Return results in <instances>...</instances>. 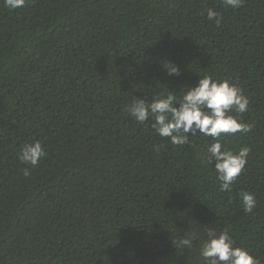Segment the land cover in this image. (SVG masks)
I'll use <instances>...</instances> for the list:
<instances>
[{
    "label": "trees",
    "instance_id": "1",
    "mask_svg": "<svg viewBox=\"0 0 264 264\" xmlns=\"http://www.w3.org/2000/svg\"><path fill=\"white\" fill-rule=\"evenodd\" d=\"M206 75L249 99L232 115L251 131L221 139L249 148L231 193L207 163L211 137L173 145L126 110ZM36 140L32 167L18 154ZM209 227L264 264V0H0V264H204Z\"/></svg>",
    "mask_w": 264,
    "mask_h": 264
},
{
    "label": "clouds",
    "instance_id": "2",
    "mask_svg": "<svg viewBox=\"0 0 264 264\" xmlns=\"http://www.w3.org/2000/svg\"><path fill=\"white\" fill-rule=\"evenodd\" d=\"M27 0H4L9 10L23 8ZM244 0H223L226 8L239 9ZM221 14L213 8L207 9V19L221 22ZM169 75L179 74L177 66L168 62ZM181 98L169 90V94L155 98L151 103L136 98L127 112L139 124L151 121V127L161 138H169L173 145H185L197 133L211 137L215 142L207 146V163L212 159L216 163L214 170L220 181L221 191L231 193L238 177L245 170L248 162L249 148L242 146L238 152L228 149L221 143L225 135L249 132L251 128L239 122L232 113L243 114L248 110L249 99L243 90L228 79L214 80L211 76L200 77L195 87L185 88ZM191 134V137L189 135ZM154 150L159 147L153 145ZM46 155L45 146L39 140L26 143L20 149L18 158L23 164L36 167ZM23 175L28 177L29 168H24ZM237 196L243 211L250 214L258 205L256 194L251 191H240ZM206 239L200 245V257L204 264H260L246 248L235 245L229 230L217 232L207 228ZM197 233L180 239L179 246L191 249Z\"/></svg>",
    "mask_w": 264,
    "mask_h": 264
}]
</instances>
